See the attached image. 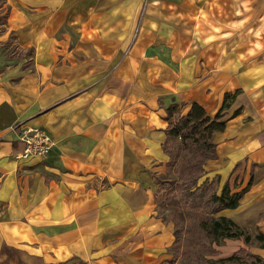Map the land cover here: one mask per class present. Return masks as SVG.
<instances>
[{"label": "crops", "instance_id": "1", "mask_svg": "<svg viewBox=\"0 0 264 264\" xmlns=\"http://www.w3.org/2000/svg\"><path fill=\"white\" fill-rule=\"evenodd\" d=\"M236 91L201 181L249 184L221 214L264 233V0H0V264L168 262L167 131Z\"/></svg>", "mask_w": 264, "mask_h": 264}, {"label": "trees", "instance_id": "2", "mask_svg": "<svg viewBox=\"0 0 264 264\" xmlns=\"http://www.w3.org/2000/svg\"><path fill=\"white\" fill-rule=\"evenodd\" d=\"M238 92L226 93L221 109L214 116L194 102L186 115H178L172 120L167 131V140L163 144L170 156L168 167L176 168L179 174L180 180L176 184L178 196L185 207L193 211L192 216L189 217L192 218L188 223V236L181 245L185 248L182 255L190 256L198 264L215 262L208 255L216 251L214 246L220 245L222 240L241 238L248 244L253 238L251 228L242 226L233 218L221 214L225 209H235L240 205L249 184L239 191H232L227 181L219 192L220 175H216L213 180L201 181L206 173L207 162L217 158L215 135L224 131L227 126L228 120L223 119L222 111L231 105ZM239 112L240 108L236 109L232 117ZM172 140L176 141L175 146L171 145ZM155 178L159 186L167 179L162 175H155ZM256 231V237L264 242V233L259 227H256ZM175 243L178 244L177 237ZM191 246L194 249L189 248ZM246 254H248L247 249L240 248L229 259L237 264H264V257L260 254L249 253L251 261L246 259ZM179 263L185 264L184 260ZM215 264L224 263L220 261Z\"/></svg>", "mask_w": 264, "mask_h": 264}, {"label": "rangeland", "instance_id": "3", "mask_svg": "<svg viewBox=\"0 0 264 264\" xmlns=\"http://www.w3.org/2000/svg\"><path fill=\"white\" fill-rule=\"evenodd\" d=\"M179 141V140H178ZM171 145L175 146L176 141L171 142ZM188 153V152H187ZM176 168H168V171L163 177H166L165 183L159 186L156 194L157 210L159 215H161L165 220L172 222L174 226L175 237L178 238V244L174 243L173 246L169 248V251L173 257L163 264H180L179 262L184 260L185 264H198L197 261L192 260L190 256H183L182 253L185 250L181 245L184 243L188 236V223L189 218L192 216L193 211L185 207L184 203L180 200L178 196V191L176 190V184L180 180L179 174L175 170ZM167 181V182H166ZM218 191L220 192V185L218 186ZM251 228L253 238L250 243L246 244L243 239H225L222 240L220 245H215L216 251L208 255L210 259L215 260L219 263L223 261L224 264H237L234 260H230L229 257L233 255L240 248H246L248 254H246V259L251 261L249 253L259 254L258 251L261 250L263 241L256 237V227L258 226H246ZM190 244V243H189ZM194 249L193 246L189 247ZM264 249V248H262ZM262 256V255H261ZM212 262L210 264H215Z\"/></svg>", "mask_w": 264, "mask_h": 264}, {"label": "built area", "instance_id": "4", "mask_svg": "<svg viewBox=\"0 0 264 264\" xmlns=\"http://www.w3.org/2000/svg\"><path fill=\"white\" fill-rule=\"evenodd\" d=\"M22 125L19 123L13 128H19ZM19 140L23 144V150L20 152L23 158L47 156L53 146L51 136L45 129L38 126H26L20 133Z\"/></svg>", "mask_w": 264, "mask_h": 264}]
</instances>
